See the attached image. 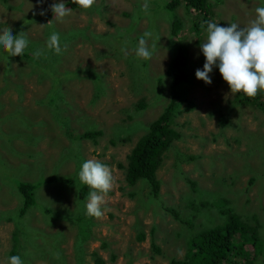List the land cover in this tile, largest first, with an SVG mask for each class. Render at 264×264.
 Instances as JSON below:
<instances>
[{"label":"rangeland","instance_id":"obj_1","mask_svg":"<svg viewBox=\"0 0 264 264\" xmlns=\"http://www.w3.org/2000/svg\"><path fill=\"white\" fill-rule=\"evenodd\" d=\"M1 1L0 29L11 27V22L1 20L15 16V7L25 13L44 10L38 0H5L14 6L9 9ZM43 1L47 6L60 2ZM167 1L147 0L145 12V0H97L90 10L72 9L63 22L51 18L52 27L68 41L66 51L53 58L49 54L57 58L46 66V72L34 58L28 59L35 74H47L57 86L63 83L57 99L50 103L44 97L50 81L32 77L27 72L29 63L9 56L0 46V264H8L12 255H19L24 264H58L62 257V264H75L72 242L75 239L77 247L83 240L84 216L93 224L90 238L83 243L81 264H95L93 253L103 264H168L183 258L197 231L220 224L224 216L219 211L229 206L237 214L247 215V228L260 231L256 250L261 253L251 264H264V115L253 103L240 101L241 93L231 94L215 67L210 85L196 78L195 71L202 70L205 63L200 46L207 29L202 27L198 36L193 34L188 29L195 14L192 9L187 11L180 2L169 10L164 7ZM258 2L264 0H218L212 11L226 24L246 27L256 17ZM50 12L53 14L51 8ZM171 16L182 22L176 40L187 44L185 72L190 78L182 84L186 94L180 103L190 110L176 118L181 136L173 139L176 148L166 152L156 170L159 189L152 195L142 179L132 186L126 183L125 158L165 104L161 100L166 92L158 90V79L172 94L170 79L164 74L172 45L168 32ZM37 20L24 30L26 36L42 38L47 32V25ZM22 21L27 25L25 16ZM145 32L152 33L146 38L150 50L156 45L151 60L135 55ZM34 41H38L37 47L41 44L40 38L30 40L28 49ZM260 93L264 98V91ZM40 100L44 105H38ZM46 103L51 112L43 109L49 108ZM219 115L226 126L218 125ZM95 129L101 130L99 136L80 139L84 130ZM211 134L216 140H211ZM177 152L183 154L182 161ZM81 158L101 162L114 177L99 219L86 214L90 192L83 203L74 199V190L84 186L78 177ZM65 178L74 188L63 184ZM187 179L194 181L193 189ZM19 181L33 184L34 203L16 219V209L24 200ZM46 207L47 214H40ZM53 214L59 220L52 223ZM36 227L47 239L35 238ZM139 231L144 235L141 240ZM42 244L46 248L38 247ZM247 248L251 250V246ZM41 251L47 255L41 257ZM111 254L115 255L113 261Z\"/></svg>","mask_w":264,"mask_h":264},{"label":"trees","instance_id":"obj_2","mask_svg":"<svg viewBox=\"0 0 264 264\" xmlns=\"http://www.w3.org/2000/svg\"><path fill=\"white\" fill-rule=\"evenodd\" d=\"M1 2L3 3L2 5L8 9L12 7L14 8L12 4L6 3L5 0ZM180 2H183L184 8L187 11L192 9V11L195 13L191 19V23L188 26V29L192 31V33L196 36L199 35V31L202 27H205L207 29L205 21L216 22L219 26L222 27L229 26V24L224 23V21H222V19L212 11L215 2H218V0H168L165 3L164 7L166 9L172 10ZM39 3L43 6L44 10H47L45 15H40V12L25 13V11L21 10V8L18 6V8L15 7L16 9H18V13L15 16L12 15L1 21L11 22V27L16 33L27 29L30 26L32 20L38 19V22H43L44 25H47V32H43L42 38L41 36H36L33 38L26 36L29 42L30 40H37L38 38H40L41 44L37 47L38 41L32 42L31 48H26L23 57H19L31 65L27 72L32 75V77H35L38 81H50L49 88L44 95V97H48V103H50L53 101V99H57L60 90L59 87L62 86L63 83H60L59 86H57L56 84H54L55 81L51 80V78L47 74L42 76H38L37 74H35V72L33 71V63L30 62L31 60L28 59L34 58L33 62L36 63L41 68V70L46 72L48 70L46 66L50 65V63H52L53 60H56L57 58L56 57L52 59L56 54L46 48V42L52 34V30L56 33H59L61 47L67 45L68 41L66 40L65 36H62L61 31H58V28H53L52 24L48 23L51 19V12L49 8L50 6H47V2L43 1L42 3ZM65 4L66 7H69L71 9L81 10L78 5L72 3V0H66ZM23 16H25V21L27 22V25H24L22 21ZM170 18L172 19L168 23V32L172 45L170 47V61L167 65L165 74L171 79L169 86H171L172 94L170 95L169 88L167 89V87H162L161 82L159 81L160 79H158V90L161 91L164 89L166 92L165 99L162 97L161 100V102L165 104L161 106L158 118L155 119L149 125L148 131H146L142 136H138L137 140L135 141V144L133 145V147L128 152L125 158L126 164L124 169V180L126 181V183L132 186L136 182H138L139 179H142L147 184L149 194L152 195H156L159 189V182L158 178L156 177V170L159 168V166L162 165L163 158L166 156V152L170 150L171 147L173 149L176 148V146L172 143L173 139H176L181 136L180 131L177 129L176 118L182 111L190 110V106L188 107V105L185 104L181 107L180 103L184 100V95L186 94V91L182 87V84H186L190 78V74H187L185 72L187 44L185 42H182L181 40L179 41V39L176 40L175 38L177 37V33H180V31L182 30V22L179 19L175 18V16H171ZM195 42L198 43V40H196ZM36 51H41L42 55L36 57L34 55ZM49 54L52 58L49 57ZM6 63L7 61H5V64ZM19 66H21V63L19 64ZM215 70L217 73H219L218 68L215 67ZM59 74L61 75V73ZM17 93L20 94V91L17 90ZM160 93L161 92H158V99H160ZM261 97V93H259L255 98H248L243 93H241L240 100L242 102L249 101L250 103H253V105L258 108V110H260V112L264 115V98L261 99ZM48 103H46L45 105L49 108L43 106V109L45 111L51 112V108ZM138 103L139 102H137V104ZM38 105L42 106L44 104L40 100L38 102ZM217 122L220 127L226 126L225 118L222 115H219L217 117ZM93 126L95 125L93 124ZM100 134V129L84 130L79 135V137L80 139H93L94 137L99 136ZM211 140H216L213 134H211ZM177 153L179 155L180 161H182L183 154L181 152ZM187 157L193 159L195 156L187 155ZM82 164L83 158L79 159L77 165L79 168H81ZM67 166L68 165H64L63 168ZM66 179L68 178H65V180H61L63 184L66 185V183H70L69 186L71 188H74L71 180L69 179L68 181ZM252 181L253 178L251 177L248 183L250 184ZM188 182L190 188L193 189V186L195 185L194 181L188 180ZM17 184L18 190H20L24 194V200L23 203L19 206V208L16 209V219L22 216L26 209L34 203L33 193L32 197L30 194V192H33L34 189L33 184H29V182L24 181H19V183ZM87 187L88 186L84 185L82 187H78L77 192L74 190V199H80L82 203L85 202V197L90 192L89 189L85 191V188ZM55 188H57L56 185ZM206 204L208 205V199L206 201ZM213 204L214 202L210 201V206H212ZM48 210L49 208L46 207L43 212H40V214L45 215L47 214ZM219 213L224 216L222 222L220 224H215L213 226H209L205 229L197 231L194 234L195 236L188 242L187 251L183 258H181L180 260L171 259L169 260L168 264H222V262H226L225 264H251L252 262H254L253 259H255L256 256L261 253V251L256 250L260 242V231L256 229L252 230L250 228H247V226L245 225L247 215L243 212L237 214L233 211L230 206L222 208ZM253 215L256 216V214L254 213ZM84 219L86 232L84 231L83 240L80 241L79 245H77L78 252L76 251L77 247L75 239L72 242V248L77 254L75 258V264H81L84 252L83 243L88 238H90V226L93 224V221L90 217L84 216ZM9 220H12V217H9ZM51 220L53 223L59 219L55 218L53 214ZM36 229L38 230V232L36 233L37 237L35 238L47 239V237H45V234L41 231L40 228L36 227ZM57 234L60 236L59 239H61L62 235L60 234V232H58ZM143 236L144 235L141 231L137 233V238L139 240L143 239ZM50 237L54 238L55 235L52 234ZM13 238L15 241H17L16 233H14ZM56 241L57 244H60V241ZM248 245L251 246V251L247 250ZM38 247L41 249L46 248V246H44L43 244ZM151 248L155 252L158 251V247L153 243L151 244ZM59 249L62 250L61 248ZM16 252H11V254ZM41 254V257H43L47 255V252L41 251ZM93 255L96 261L95 264H103V261L95 253H93ZM114 258L115 255L111 254L110 260L113 261ZM61 259L62 260L60 262L57 261L58 264L64 263L63 257Z\"/></svg>","mask_w":264,"mask_h":264},{"label":"clouds","instance_id":"obj_3","mask_svg":"<svg viewBox=\"0 0 264 264\" xmlns=\"http://www.w3.org/2000/svg\"><path fill=\"white\" fill-rule=\"evenodd\" d=\"M38 2L42 3L43 0H38ZM72 3L87 11L95 6L97 0H72ZM258 6L255 9V19L250 21L246 27H241L237 23L222 27L216 22L205 21L207 37L200 46L205 57V63L202 70L197 69L195 71L198 80L210 85L212 83L210 73L213 72L214 67H218L219 73L228 84L231 94L243 93L248 98H255L264 91V3L258 2ZM142 7L145 12L148 11L147 0ZM50 8L53 13L51 18L58 22H63L72 12L71 8L66 7L64 0L50 4ZM46 11L42 10L39 14L45 15ZM151 36L152 33L145 32L140 37L135 49L137 58L151 60L153 50L156 47L155 43L152 45V50L148 46L146 38ZM28 43L24 31L19 32L18 35H13L11 27L0 29V46H3L9 56L23 57ZM46 46L56 55H61L67 48L66 45L61 47L60 36L56 32L50 35ZM122 51L125 50L122 49ZM34 55L39 57L42 52L36 51ZM168 78L170 79V77ZM78 177L82 184L91 189L86 205V214L97 219L101 218L104 215L102 206L107 203L106 196L114 187L112 171L99 161L87 160L83 162ZM247 250L251 251L252 248L251 250L247 248ZM56 258H59L58 254H56ZM8 264H24V262L19 255H12L8 258Z\"/></svg>","mask_w":264,"mask_h":264}]
</instances>
